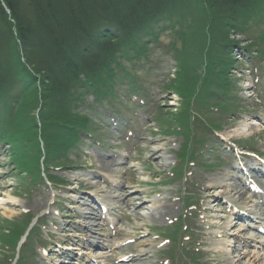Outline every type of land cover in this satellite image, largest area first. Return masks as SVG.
<instances>
[{
    "label": "rangeland",
    "instance_id": "obj_1",
    "mask_svg": "<svg viewBox=\"0 0 264 264\" xmlns=\"http://www.w3.org/2000/svg\"><path fill=\"white\" fill-rule=\"evenodd\" d=\"M182 29L189 35L195 32L188 23ZM249 31L228 37L239 44L231 51L236 67L229 75L235 87L224 103L220 101L225 111L207 116L221 127L217 133L219 140L215 143L207 136L209 128L201 121L189 142L188 151L192 150L193 155L186 161L179 162L177 155L187 141L169 126L175 125V113L183 106L178 92L169 88L180 69L170 53V42L181 49L187 38H180L175 31L164 35L159 47L153 46L141 65L130 61L125 64L134 75L136 87L121 88L117 100L98 106L96 112L90 111L95 137L84 138L68 152L65 165L69 169L52 170L63 179L64 185H55L58 188L50 182L47 186L27 185L24 175L13 165L9 151L0 148V263L14 264L24 238L35 225L32 234L35 245L27 255L21 250L24 257L20 255L23 258L20 263L256 264L254 248L258 243L264 244V234L253 227L258 221L263 223L261 228L264 226V203L256 198L260 206L255 208V201L248 204L253 192L250 195L242 192L240 179L253 174L264 191L261 171L264 166L252 156L239 163L237 148L264 154V13L263 22ZM191 34L188 46L191 53L184 58L189 64L197 59L192 50L203 42V36ZM245 48L254 60L245 59L239 52ZM258 49L262 55H257ZM200 61L198 58L194 64L193 73L188 70L180 74L183 84L188 86L194 77L199 78ZM189 67L186 65L185 70ZM130 92L137 99L131 98ZM93 98L88 97V102L93 103ZM241 123L251 127L249 133L230 135ZM211 143L216 145L214 149L197 157L199 150ZM221 143L228 148L234 143L240 146H235L228 155L224 147L223 150L217 147ZM224 157L228 161H222ZM251 167L259 171L251 172ZM174 173L179 175L173 177ZM223 178L235 183V191L239 193L233 192L235 199L227 196L225 185L220 183ZM195 198L198 208L190 210L191 221H185L189 229L182 225L179 240L168 241L177 236L167 237L175 223L186 217L188 201ZM231 201L244 211H253L250 215L255 220L250 218L252 222L233 225L237 215L227 208ZM167 206L168 213L161 216L159 212ZM24 226L25 236L4 249L5 234L15 228L20 231ZM183 245L187 250L183 251ZM176 247L179 248L174 256ZM235 249L244 256L243 260L236 256ZM197 252L198 258L189 256ZM259 252L264 253L261 249Z\"/></svg>",
    "mask_w": 264,
    "mask_h": 264
},
{
    "label": "trees",
    "instance_id": "obj_2",
    "mask_svg": "<svg viewBox=\"0 0 264 264\" xmlns=\"http://www.w3.org/2000/svg\"><path fill=\"white\" fill-rule=\"evenodd\" d=\"M263 13L264 0H0V148L7 147L27 185H45L46 179L64 183L52 170L69 169L68 152L95 137L90 111L117 100L121 88L136 87L125 64L141 65L149 50L175 31L187 36V43L180 49L170 42L180 69L173 80L177 85L169 88L183 106L169 126L187 141L178 154L186 160L193 155L189 142L201 121L211 132L222 130L207 116L225 111L223 100L235 87L229 74L236 67L231 51L237 43L228 37L259 25ZM185 23L195 28L196 37L203 36L202 46L192 50L195 63L201 60V74L188 86L180 74L196 68L184 60L193 37L184 33ZM249 52L243 51L253 59ZM180 226L175 224L168 236L179 235ZM18 229L5 234L4 249L14 246L27 227ZM32 231L22 249L26 255L35 245ZM21 256L18 264H27L20 263Z\"/></svg>",
    "mask_w": 264,
    "mask_h": 264
},
{
    "label": "bare ground",
    "instance_id": "obj_3",
    "mask_svg": "<svg viewBox=\"0 0 264 264\" xmlns=\"http://www.w3.org/2000/svg\"><path fill=\"white\" fill-rule=\"evenodd\" d=\"M251 127L247 124V123H241L238 128L230 135L232 136H239L241 134H248L249 131H250ZM220 183L222 185H225V192L227 194L228 197H233L235 199V196L233 195V192L237 189L233 182H229V180H227V178H223ZM236 192V191H235ZM242 192H245V190H243ZM124 193V191H123ZM247 193V192H245ZM239 193H235V195H237ZM227 197V198H228ZM126 200L129 199V198H125ZM124 199V200H125ZM125 200V201H126ZM258 206V205H257ZM153 208V207H151ZM168 208L169 206H167V208H165L164 210H161L159 213L160 215L162 216L164 213H168ZM153 212V210H151ZM93 246V244H91ZM94 247H98V245H94ZM255 252L253 253V257L256 259V264H264V253H260L259 252V249L263 250L264 251V244H261V243H258V245H255ZM234 253L236 254V256L239 258V260H243L244 256L242 254H240L239 250L238 249H235L234 250Z\"/></svg>",
    "mask_w": 264,
    "mask_h": 264
}]
</instances>
